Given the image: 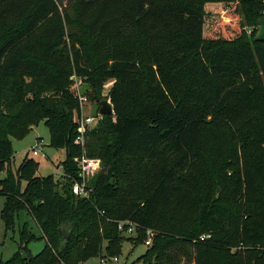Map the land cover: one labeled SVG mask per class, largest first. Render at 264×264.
Segmentation results:
<instances>
[{
    "label": "trees",
    "instance_id": "obj_1",
    "mask_svg": "<svg viewBox=\"0 0 264 264\" xmlns=\"http://www.w3.org/2000/svg\"><path fill=\"white\" fill-rule=\"evenodd\" d=\"M206 2L0 0L1 217L19 234L0 264L113 258L124 240L144 242L148 228L155 234L142 264H264V40L256 38L264 0L211 14ZM72 75L99 107L112 82L104 99L114 113L83 144ZM41 121L50 145L67 152L57 178L39 175L28 156L11 168L10 137ZM83 155L102 162L88 197L72 191ZM22 211L40 236L19 224ZM122 220L138 225L136 236L121 232ZM39 238L44 247L32 253Z\"/></svg>",
    "mask_w": 264,
    "mask_h": 264
},
{
    "label": "rangeland",
    "instance_id": "obj_2",
    "mask_svg": "<svg viewBox=\"0 0 264 264\" xmlns=\"http://www.w3.org/2000/svg\"><path fill=\"white\" fill-rule=\"evenodd\" d=\"M178 1H184V0H178ZM67 3V1L65 2ZM219 5H221L224 9H227L228 7H236L237 5H240V0H207L205 9L206 12L211 14L214 12H217L219 9ZM241 15V14H240ZM264 16L261 15L256 24V30L259 28V19ZM242 17V15H241ZM246 34L249 38H251L250 33L253 30L252 26L246 25ZM112 84V82H109L105 85V88L102 92V98L104 99L108 92V87ZM102 99V100H103ZM99 111V104L97 101H94L91 99L90 102L86 103V105L83 106L82 112L86 116H95L97 115ZM13 143V155L11 159V168L13 171H16L20 163L24 160L26 156L35 158L39 161V175H48V174H54L57 178L58 175L62 174L63 167L61 163L66 159L67 152L65 148H55L50 145V132L47 125L44 123V121H41L38 125H32L29 132L22 138H16L11 136L10 137ZM211 138L213 139L214 136L212 135ZM33 147H37L40 149V153L38 155H34L32 152ZM210 147V144L208 145V149ZM214 147V153L216 152L215 146ZM207 149V152H208ZM222 150V147H219V151ZM7 174V171H3L0 174V178L5 177ZM91 181V179H90ZM5 196L3 194H0V259L2 260H8L10 259L16 250L18 249V226L16 232L10 230L6 231L4 221L1 217V211L4 207L5 203ZM174 208L167 209L168 212H171ZM186 213V211L182 212ZM180 213V214H182ZM175 215L178 214L177 211L174 212ZM29 222L30 229L33 233H35L37 236H40L39 229L37 225L35 224L32 216L27 211H22L20 214V219L18 220L19 224H23L24 222ZM17 222V225H19ZM44 240L39 238L32 240L29 243V249L32 253H38L42 248L44 247ZM106 242L104 243V250L106 247ZM147 246L144 242H133L131 239H126L121 244V252L118 255H115L113 258V264H142V261L140 260V257L144 254L146 251ZM22 256H26L25 252H22ZM84 264H101L100 256H93L88 258ZM181 264H194L189 259H182Z\"/></svg>",
    "mask_w": 264,
    "mask_h": 264
},
{
    "label": "built area",
    "instance_id": "obj_3",
    "mask_svg": "<svg viewBox=\"0 0 264 264\" xmlns=\"http://www.w3.org/2000/svg\"><path fill=\"white\" fill-rule=\"evenodd\" d=\"M71 80L72 85L77 91L81 108H83L86 103L90 102L87 95L82 91L83 78L77 75H72ZM101 117L102 115L99 113V111L95 116H86L83 114V112L81 113V118L79 120L78 126V134L75 139V142L77 144L84 143L85 134L96 126ZM32 152L34 155H38L40 153V149L37 147H33ZM75 160L78 162L79 176L81 180L74 182L72 191L78 196L88 197L90 195V191L92 190V187L89 185L90 179H92L102 169L101 159L91 158L83 155L81 157H76ZM63 174L64 173L62 171V174L58 176H61ZM137 226L138 225L131 220H122L118 222V228L123 234L127 236H136L138 232ZM154 234L155 231L153 229L148 228L146 230L147 238L144 241L146 246L151 245ZM208 237H210V234H203L201 235L200 239L204 240ZM113 260L114 258H101V264H113Z\"/></svg>",
    "mask_w": 264,
    "mask_h": 264
},
{
    "label": "water",
    "instance_id": "obj_4",
    "mask_svg": "<svg viewBox=\"0 0 264 264\" xmlns=\"http://www.w3.org/2000/svg\"><path fill=\"white\" fill-rule=\"evenodd\" d=\"M256 38L264 40V16L259 19V28L256 32ZM99 113L101 115H111L114 113V108L109 99H103L100 102Z\"/></svg>",
    "mask_w": 264,
    "mask_h": 264
},
{
    "label": "crops",
    "instance_id": "obj_5",
    "mask_svg": "<svg viewBox=\"0 0 264 264\" xmlns=\"http://www.w3.org/2000/svg\"><path fill=\"white\" fill-rule=\"evenodd\" d=\"M35 222V221H34ZM36 224V223H35ZM39 229V228H38Z\"/></svg>",
    "mask_w": 264,
    "mask_h": 264
}]
</instances>
